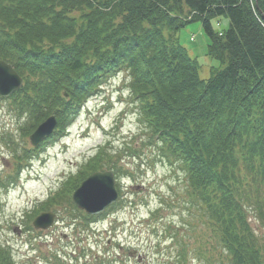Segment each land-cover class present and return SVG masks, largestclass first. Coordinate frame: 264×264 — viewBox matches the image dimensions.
I'll return each mask as SVG.
<instances>
[{"label": "trees", "instance_id": "trees-1", "mask_svg": "<svg viewBox=\"0 0 264 264\" xmlns=\"http://www.w3.org/2000/svg\"><path fill=\"white\" fill-rule=\"evenodd\" d=\"M221 16L228 26L214 31ZM192 21L201 22L207 53L221 65L207 79L176 36ZM0 59L23 79L9 99L26 117L25 136L49 115L57 118L50 138L65 136L88 99L124 73L135 111L122 109L118 118L137 114L158 160L178 166L185 205L215 237L221 264H264L246 216L253 207L264 220V0H0ZM117 120L39 210L62 202L76 210L71 192L94 171L131 175L118 159L140 157L130 142L114 146ZM179 241L176 260L185 263ZM0 264H16L2 242Z\"/></svg>", "mask_w": 264, "mask_h": 264}, {"label": "rangeland", "instance_id": "rangeland-1", "mask_svg": "<svg viewBox=\"0 0 264 264\" xmlns=\"http://www.w3.org/2000/svg\"><path fill=\"white\" fill-rule=\"evenodd\" d=\"M227 26L224 16L212 20L214 31ZM176 36L196 61L200 78L207 79L213 69L221 67L207 53L209 40L200 21L186 23ZM124 75L117 73L103 86L107 96L117 91L112 98L116 100L102 111L103 107L96 105L101 95L91 97L66 135L47 139L41 147L32 146L28 136L22 134L26 117L18 118L9 98L0 99V183H7L0 185V242L11 248L16 264H94L96 258H106L113 264L224 262L221 247L209 228L197 211L185 205L188 198L178 166L158 160L156 147L147 142L142 123L134 118L137 114L118 118L122 109L135 111L130 108L133 101ZM116 120L119 129H115L120 133L114 137V146L130 142L140 157L123 152L118 159L131 175L114 176L120 190L117 205L85 220V211L74 205L73 210L62 202L49 207L48 211L55 214L49 227H33L32 214L40 207L36 200L46 199L48 189L57 186L60 178L76 174L94 146L104 141V129L116 127ZM140 159L144 162L138 164ZM246 216L264 251V220L253 207L246 209ZM180 239L185 263L176 260Z\"/></svg>", "mask_w": 264, "mask_h": 264}, {"label": "water", "instance_id": "water-1", "mask_svg": "<svg viewBox=\"0 0 264 264\" xmlns=\"http://www.w3.org/2000/svg\"><path fill=\"white\" fill-rule=\"evenodd\" d=\"M22 83L23 79L13 67L0 59V96H9L19 89ZM56 124L57 119L54 115L46 117L29 135L30 143L33 146L38 145L42 138L53 132ZM118 195L113 172L110 170L96 171L88 175L73 190L71 200L78 209H82L88 214H98L115 202ZM53 220L54 214L52 212H42L34 218L33 226L35 228H47Z\"/></svg>", "mask_w": 264, "mask_h": 264}]
</instances>
